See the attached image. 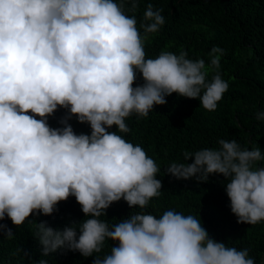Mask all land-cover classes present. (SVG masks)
I'll return each instance as SVG.
<instances>
[{"label":"clouds","instance_id":"1","mask_svg":"<svg viewBox=\"0 0 264 264\" xmlns=\"http://www.w3.org/2000/svg\"><path fill=\"white\" fill-rule=\"evenodd\" d=\"M139 4L0 0V221L20 226L34 213L51 216L71 196L91 218L62 230L46 221L33 224L43 256L78 251L90 257L110 239L118 246L93 264H255L248 248L210 238L193 215L168 210L157 218L141 211L111 228L98 219L122 199L130 208L145 209L162 188L154 159L109 129L130 133L126 118H147L173 93L215 111L229 88L220 72L219 46L208 53L207 67L204 58L190 59L184 49L146 59L145 43L165 19L163 9L148 3L138 20ZM137 73L143 83L134 87ZM61 108L62 126H50L49 117ZM73 117L90 126V135L74 131ZM256 119L264 121V111ZM217 143L218 148L183 151L184 162H172L167 173L198 183L222 175L237 222H264L261 148L250 150L235 139ZM0 232L13 239L7 224H0Z\"/></svg>","mask_w":264,"mask_h":264},{"label":"trees","instance_id":"2","mask_svg":"<svg viewBox=\"0 0 264 264\" xmlns=\"http://www.w3.org/2000/svg\"><path fill=\"white\" fill-rule=\"evenodd\" d=\"M148 3L155 10L163 9L165 24L146 41V59L156 58L161 51L179 54L184 49L190 59L204 58L207 67L208 53L219 46L224 49L220 72L229 88L215 111L205 110L199 99L173 93L166 97L165 105L154 106L147 118L137 119L135 114L126 118L130 133H120L117 126L109 129L134 146H142L148 157L154 159L159 169L156 178L161 180L162 188L145 209L130 208L122 199L98 219L111 228L137 212L159 218L164 212L175 210L197 218L210 238L238 250L248 248L255 264H264V222L255 225L237 222L229 207L222 175L213 174L207 182L198 183L195 179L177 180L166 171L172 162H184L183 151L218 148L220 138L235 139L250 150L260 147L264 154V121L256 119L257 112L264 111V0H140L135 13L138 20ZM211 75L210 72L208 79ZM142 83V74L137 73L133 86ZM64 113L61 108L49 117L50 126L61 127L58 121ZM70 123L77 134L90 135L88 124L79 123L75 117ZM258 166H264V161ZM57 209L51 216L34 213L20 226L8 218L0 221L14 233L9 240L0 232V264H36L41 259H46L48 264H93L97 255L103 257L110 254L113 246H118V241L106 239L102 252L90 257L78 251L43 256L33 224L46 221L48 226L62 230L73 222L91 218L85 216L75 197L61 201ZM18 249L21 251L13 255Z\"/></svg>","mask_w":264,"mask_h":264}]
</instances>
